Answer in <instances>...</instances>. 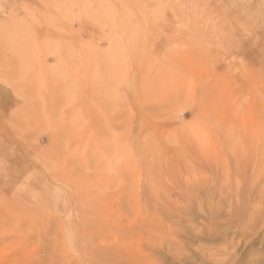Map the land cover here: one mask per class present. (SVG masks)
<instances>
[{"label":"rangeland","instance_id":"1","mask_svg":"<svg viewBox=\"0 0 264 264\" xmlns=\"http://www.w3.org/2000/svg\"><path fill=\"white\" fill-rule=\"evenodd\" d=\"M0 264H264V0H0Z\"/></svg>","mask_w":264,"mask_h":264},{"label":"bare ground","instance_id":"2","mask_svg":"<svg viewBox=\"0 0 264 264\" xmlns=\"http://www.w3.org/2000/svg\"><path fill=\"white\" fill-rule=\"evenodd\" d=\"M100 238H101V237H100ZM103 241H104V240H103ZM105 253H106V252H105ZM105 253H104V251L99 252V254H100L104 259H105L106 255H107V254H105ZM99 254H98V255H99ZM108 256H109V254H108ZM108 256H107V257H108ZM26 258H28V257H26ZM108 258H110V257H108ZM30 261H31V260H30ZM39 261H40V260H39ZM31 262H32V261H31ZM26 263H27V262H26Z\"/></svg>","mask_w":264,"mask_h":264}]
</instances>
